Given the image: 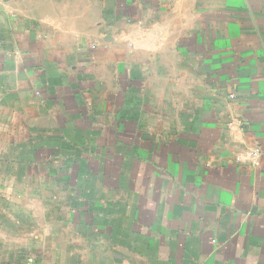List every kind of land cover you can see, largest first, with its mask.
Here are the masks:
<instances>
[{"label":"crops","instance_id":"1","mask_svg":"<svg viewBox=\"0 0 264 264\" xmlns=\"http://www.w3.org/2000/svg\"><path fill=\"white\" fill-rule=\"evenodd\" d=\"M0 264H264V0H0Z\"/></svg>","mask_w":264,"mask_h":264}]
</instances>
